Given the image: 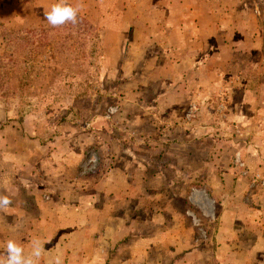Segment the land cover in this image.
<instances>
[{"label":"crops","instance_id":"obj_1","mask_svg":"<svg viewBox=\"0 0 264 264\" xmlns=\"http://www.w3.org/2000/svg\"><path fill=\"white\" fill-rule=\"evenodd\" d=\"M190 12L193 21L195 12ZM129 16L126 11L121 13V18ZM182 19L178 17V22L172 24L175 27L169 28L172 34L183 32ZM211 61L208 54L199 66H208ZM238 64L254 65L257 76L240 70L228 81L219 71L213 84L203 74L199 90L193 76L186 73L183 80L174 79L164 89L155 109L144 108L135 117L127 116V127L123 129L132 131V137L123 139L121 149L128 155L111 152L108 156L113 146H119L118 139L99 140V146L94 141L92 146L103 151L101 154L110 162L100 173H83L80 165L86 159L80 148L48 153L41 160L42 177L30 171L34 179L26 185L36 202L37 216L20 204L0 211V242L20 241L26 231L25 238L36 236L43 245L44 236L50 239L58 232L57 242L44 250L41 264H55L57 259L61 264H263L264 186L253 187L243 177L249 169L242 174L233 166L236 143L230 140L232 136L220 137L217 132L228 126L242 128L240 125L254 133L264 132V123L258 122L264 118V69L254 59L241 58ZM180 88L182 93L178 92ZM221 88L238 98L216 119L202 99ZM192 104L195 112L200 110L196 120L184 114ZM144 131H152L151 136ZM257 136L248 139L254 146L250 153H243L248 168L252 158L264 154L260 148L264 147V138ZM89 142L84 140L83 144L89 146ZM35 177L45 182L41 193L35 189ZM197 192L216 211V225L206 240L197 237L193 223ZM43 194L49 198L44 200ZM165 194H172V199L163 200ZM136 197L138 200L133 199ZM132 203L136 207L145 204L143 210L149 209L152 214L144 220H131ZM205 208L203 205L200 209ZM136 225L155 229L143 234ZM41 227L44 233L38 234L37 228ZM24 250L25 255L31 252L27 247Z\"/></svg>","mask_w":264,"mask_h":264},{"label":"rangeland","instance_id":"obj_2","mask_svg":"<svg viewBox=\"0 0 264 264\" xmlns=\"http://www.w3.org/2000/svg\"><path fill=\"white\" fill-rule=\"evenodd\" d=\"M57 2L58 0H0V31L2 28L52 29L53 26L45 19V13ZM68 2L74 7H80L79 14L95 27L93 35L87 36L84 46L62 52V57L67 56L72 60L74 77L64 75L68 66L63 65V61L52 60L49 54H46L42 56L45 61L36 67V71L44 74L53 72L56 84L53 85L49 81L50 87L48 86L42 94L38 88L39 80L34 81L31 88L33 96L29 98L30 106L19 104L17 97H0V195L10 196L12 205L25 206L33 216H37L38 212L35 209L36 202L32 199L33 194H29L26 189V185L34 179L30 171H35L37 176L42 177L41 160L54 149L62 153L75 147L80 148L83 159H86L80 165L83 173H100L110 162L101 154L103 151L92 146L94 141L99 146V140L118 139L119 146H113L108 156L111 152L128 155L121 149L123 139H126V136L132 137V131L123 129V126L127 127V116L135 117L144 108L149 111L155 109L158 96L172 80H183L187 73L193 76L195 86L201 90L203 74L213 84L221 72L228 81L240 70L257 76L258 69L254 65L243 67L238 64V59L241 58L254 59L264 69V0ZM191 9L195 12L193 21L190 18ZM124 11L129 13L128 18H121ZM186 12L188 17L185 18ZM178 17H183V32L172 34L169 28L175 27L172 24L178 22ZM131 21L133 24H130ZM3 46L0 35V53ZM208 54L212 64L199 66V61L206 59ZM65 81H72V86L68 87L64 84ZM176 89L175 86L173 91ZM182 90L180 88L178 92L182 93ZM220 90L222 91L211 92L209 97L202 99L208 104V109L216 114V119L223 115L225 106H229L235 97L238 98H232V93L224 88ZM169 101L167 98L166 102ZM195 110L196 106L188 105L184 114L196 120L200 110ZM147 115L153 118V113ZM203 116L206 119V115ZM258 122L264 123V118ZM240 126L242 128L228 126L217 132L221 133L220 137L232 136L230 140L236 143L232 151L233 166L239 168L242 174L249 169L243 177H246L247 181L249 179L253 187H263L264 154L262 153L263 157L260 154L259 158H252L248 168L243 153L249 154L254 148L248 139H255L257 135L264 138V132L254 133L246 126ZM112 128L115 130L111 131ZM151 132L144 131L150 136ZM84 140L90 141L89 146L83 144ZM255 148L264 149L258 146ZM96 153L102 158H98ZM197 174L199 177L202 175L200 172ZM35 180L38 181L35 189L43 192L46 188L45 182L37 177ZM195 197L193 223L196 235L199 239L206 240L216 225V211L211 209V202L201 197L200 192L195 193ZM42 198L46 200L49 196L43 194ZM166 198L172 199V194H165L163 200ZM133 199L138 200L137 197ZM134 203L129 210L131 220L137 222L152 214L149 209L143 210L145 204L136 207ZM203 205L207 208L201 210ZM165 212L169 213L167 210ZM136 226V229L141 227L140 233L143 234L154 232L155 229L152 226ZM37 232L44 233L43 228H37ZM25 234L26 231L21 240L16 241L23 248L32 250L33 241L41 243L36 236L29 235L28 238L31 239H28ZM58 237V232L50 239L44 236V250L55 244ZM6 243L0 242V253H3Z\"/></svg>","mask_w":264,"mask_h":264},{"label":"trees","instance_id":"obj_3","mask_svg":"<svg viewBox=\"0 0 264 264\" xmlns=\"http://www.w3.org/2000/svg\"><path fill=\"white\" fill-rule=\"evenodd\" d=\"M94 30L93 24L80 14L76 25L67 24L52 29L2 28L0 35L4 46L0 53V97H17L19 104L30 106L29 98L33 96L31 88L34 81L39 80L38 88L42 94L47 90L50 82L56 84L57 80L55 76L53 77V72L44 74L36 71V67L45 61L42 56L46 54H49L52 60L63 61V65L68 66L64 75L73 78L72 60L70 61L71 58L67 56L62 57V52L74 48L80 49L86 43L87 36L93 35ZM64 84L71 87L72 81H65Z\"/></svg>","mask_w":264,"mask_h":264},{"label":"clouds","instance_id":"obj_4","mask_svg":"<svg viewBox=\"0 0 264 264\" xmlns=\"http://www.w3.org/2000/svg\"><path fill=\"white\" fill-rule=\"evenodd\" d=\"M80 7H74L68 0H58L49 11L45 19L53 27L67 24L76 25L79 22ZM13 201L8 195H0V211L7 210ZM44 248L39 241H33L32 250L25 255L24 248L15 240H8L3 253H0V264H41ZM55 264H61L59 259Z\"/></svg>","mask_w":264,"mask_h":264}]
</instances>
